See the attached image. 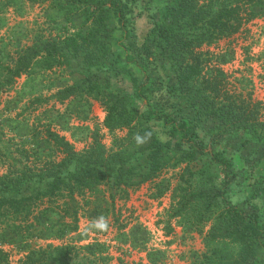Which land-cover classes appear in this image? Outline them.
Returning a JSON list of instances; mask_svg holds the SVG:
<instances>
[{"label": "rangeland", "instance_id": "374dc122", "mask_svg": "<svg viewBox=\"0 0 264 264\" xmlns=\"http://www.w3.org/2000/svg\"><path fill=\"white\" fill-rule=\"evenodd\" d=\"M3 1L5 7L0 10V175L10 170L20 172L28 165L44 170L52 161H60L63 157L60 151L45 142L44 132L48 129L64 136L78 152L89 149L98 135L108 151L127 149L131 161L138 158L141 163L151 141L141 135V129L152 125L154 129H161L158 132L163 140L168 139L170 128L162 122H147L142 117L147 101L137 96L133 84L124 80L123 75H127L125 69L134 65L127 59L126 47L134 35L142 37L162 21L170 0H129L133 16L139 15L130 27L133 36H123L116 13L108 12V19L102 23L113 30V35L109 39L102 37L110 47L103 66L88 67L83 53L67 61L60 54L50 59L42 52L27 73L9 84L5 83L6 68H14L28 48H42L49 42H60L68 36L86 32L93 21H86L85 5L69 6L66 0ZM93 7L95 10L91 12L97 13L96 5L91 4L90 8ZM150 43L152 45L153 41ZM203 51L206 58H209V51L214 54V63L228 74L225 87L231 95L237 96L239 107H248L255 113L256 117L250 121L260 122L259 126L264 124V16L250 21L236 36L205 45ZM155 58L157 66L149 71L154 85L159 87L174 75L163 54L157 52ZM95 78L107 91L124 90L137 105L139 112L131 110L135 115L131 127L111 130L106 126L107 111L102 99L81 91V86ZM123 80L126 87H123ZM68 86H76L77 91L62 100L59 90ZM168 99V112L170 110L176 118L182 112L198 125V140L207 142L204 152L195 151L191 161L170 165L157 177L126 188V192L111 184H102L75 198L62 195L45 200L35 211L45 210L38 218L41 221L32 219L34 226L28 228V224H24L26 231L17 233L14 224L19 222L0 221V264H16L29 251L48 244L77 247L95 244V264H104L102 256L107 255L112 257L110 264L210 263L211 250L218 247L213 243L210 247L207 245L215 219L194 224L198 221L195 218L181 219L173 215L181 199L175 190L182 182V174L190 166L193 170L205 171L209 185L223 186L225 174L222 167L213 162L212 151L219 152L220 156H233L231 168L226 172L232 178L228 193L234 203L245 206L252 190L264 185V178L263 185L257 183L254 173L259 169L264 173V142L254 140L246 130L232 135L225 133L223 123L197 115L196 109H190L174 96L167 95L161 102ZM151 100L154 108L161 110L157 100ZM137 136L145 138V142L138 144ZM244 141L248 144L244 145ZM183 149L188 147L185 145ZM182 152L181 148L174 147L164 155L173 164ZM257 163L261 167H257ZM76 208L78 230L72 231L69 227L74 224L71 214ZM253 264H264V246L257 245Z\"/></svg>", "mask_w": 264, "mask_h": 264}, {"label": "trees", "instance_id": "16d2710c", "mask_svg": "<svg viewBox=\"0 0 264 264\" xmlns=\"http://www.w3.org/2000/svg\"><path fill=\"white\" fill-rule=\"evenodd\" d=\"M66 3L69 6L85 5V19L92 20L93 25L88 31L68 36L60 42H49L42 48H28L14 68H6V84L27 73L42 52L47 53L50 59L60 54L67 61L83 53L88 67L103 66L110 47L102 37L109 39L113 30L102 22L108 19V12L112 10L116 13L123 36L134 35L130 27L139 15L133 16L129 0H66ZM91 4L96 5L97 13L91 12L95 10L94 7L90 8ZM4 7V1L0 0V10ZM262 16L264 0H170L163 11L162 21L149 28L142 37L134 35L135 38L126 47L127 59L134 65L125 69L127 75H123L124 80L128 79L133 84L137 96L147 101L141 112L142 117L147 122H162L166 128H170L168 139L163 140L158 132L161 129H154L152 125L141 129V135L151 139L145 148L144 162L141 163L138 158L136 162L131 161L127 149L108 151L98 135L89 149L78 152L64 136L48 129L44 132L45 142L56 147L62 159L52 161L48 169L40 170L39 167L28 165L20 172L10 170L0 175V221L19 222L14 224L17 233L26 231L24 224H28V228L34 226L32 219L41 221L38 218L45 214V210L35 211L45 200L62 195L75 198L102 184H111L126 192V188L157 177L170 165L191 161L195 151L204 152L207 142L198 140V125L182 112L178 118L170 110L168 112L169 99L165 103L161 102L167 95L182 100L190 109H196L197 115L211 122L223 123L225 126L222 131L225 133L232 135L246 130L254 140L264 142V124L259 126L260 122L250 121L256 117L255 113L249 111L248 107H239L237 96L231 95L225 87L228 74L214 63V54L209 51V58H206L203 51L205 45L236 36L250 21ZM150 41H153L152 45ZM157 52L168 59L170 71L174 75L172 80L168 79L159 87L154 85L155 80L149 71L157 66ZM124 80L122 84L126 87ZM105 90L97 78L89 79L88 84L81 86V91L102 99L107 111L105 124L109 129L131 127L135 120L131 110L139 112L137 105L124 94V90ZM76 91V86H68L59 90L58 96L63 100ZM151 98L157 100L161 110L154 108ZM247 144L244 141V145ZM185 145L188 149L184 150ZM174 147L181 148L183 152L170 164V159L164 154L171 152ZM232 158L212 151L213 162L220 165L225 174L223 186L209 185L205 171L187 166L182 174V182L175 190L181 199L173 215L181 219L195 218L198 221L194 224L215 219L209 230L207 245L210 247L213 243L218 247L212 248L208 264H253L257 245L264 246V173L260 169L255 172L250 170L251 175H254L252 172L256 173L257 183L263 186L255 187L246 199L245 206H240L231 200L228 193L232 178L227 173ZM256 165L261 167L259 163ZM77 213L76 208L71 214L74 224L69 227L72 231L78 230ZM96 249L95 244L80 247L48 244L29 251L16 264H95ZM83 250L88 253L82 254ZM102 259L104 264H110L112 257L107 255L102 256Z\"/></svg>", "mask_w": 264, "mask_h": 264}, {"label": "clouds", "instance_id": "9594fccd", "mask_svg": "<svg viewBox=\"0 0 264 264\" xmlns=\"http://www.w3.org/2000/svg\"><path fill=\"white\" fill-rule=\"evenodd\" d=\"M148 135H150V134H148ZM136 141H137L138 144H142V143L145 142V138H141L140 136H137L136 137Z\"/></svg>", "mask_w": 264, "mask_h": 264}]
</instances>
